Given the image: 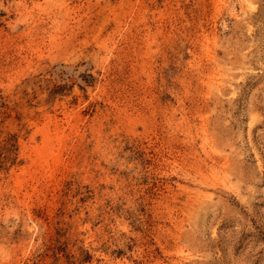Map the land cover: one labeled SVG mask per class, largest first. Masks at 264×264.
<instances>
[{"label": "rangeland", "instance_id": "1", "mask_svg": "<svg viewBox=\"0 0 264 264\" xmlns=\"http://www.w3.org/2000/svg\"><path fill=\"white\" fill-rule=\"evenodd\" d=\"M0 264H264V0H0Z\"/></svg>", "mask_w": 264, "mask_h": 264}]
</instances>
